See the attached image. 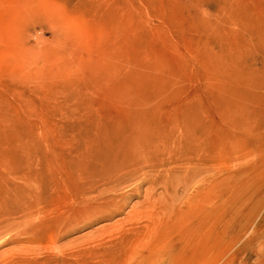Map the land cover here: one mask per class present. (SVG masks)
<instances>
[{"label": "rangeland", "instance_id": "374dc122", "mask_svg": "<svg viewBox=\"0 0 264 264\" xmlns=\"http://www.w3.org/2000/svg\"><path fill=\"white\" fill-rule=\"evenodd\" d=\"M193 105L216 133L219 188L201 221L212 227L213 206L215 232L175 264H264V0H0V261L138 264L111 226L139 196L62 228L63 201L32 179L69 156L83 122L129 131ZM29 211L44 222L25 232Z\"/></svg>", "mask_w": 264, "mask_h": 264}, {"label": "bare ground", "instance_id": "6f19581e", "mask_svg": "<svg viewBox=\"0 0 264 264\" xmlns=\"http://www.w3.org/2000/svg\"><path fill=\"white\" fill-rule=\"evenodd\" d=\"M198 108L191 106L190 119L155 118L129 131L121 122H113L109 129L104 119L83 122L75 129L69 156L60 154L57 165L36 174L32 183L49 180L67 210L62 228L78 218L122 213L133 196H139L140 201L111 228L121 244H133L138 264H175L190 241L199 246L201 229L212 237L215 232L213 206L212 227L205 228L201 221L202 208L214 205L219 188L216 133L200 127ZM32 190L26 192L33 197ZM34 214L23 216L25 232L44 222L42 215ZM24 253L27 250L0 264H40L31 261L38 259L35 255Z\"/></svg>", "mask_w": 264, "mask_h": 264}]
</instances>
